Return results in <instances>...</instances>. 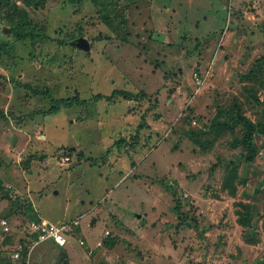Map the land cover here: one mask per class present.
I'll return each instance as SVG.
<instances>
[{"label": "rangeland", "instance_id": "374dc122", "mask_svg": "<svg viewBox=\"0 0 264 264\" xmlns=\"http://www.w3.org/2000/svg\"><path fill=\"white\" fill-rule=\"evenodd\" d=\"M20 8L43 37L15 39L0 9V48H14L0 59V225L25 231L30 217L85 214L68 237L67 264H264V133H255V161L238 163L247 183L236 197L221 189L226 165L240 157L230 135L202 136L214 140L203 147L186 135H207L216 110L239 100L247 118L264 123V0H107L101 8L48 0ZM79 37L90 52L71 45ZM256 64L262 72L244 81ZM197 72L206 79L199 91ZM116 89L145 97L97 99ZM75 97L89 102L49 112L54 100ZM240 201L251 204L248 226L238 222ZM81 239L96 248L92 256ZM61 249L45 241L30 264H61Z\"/></svg>", "mask_w": 264, "mask_h": 264}, {"label": "trees", "instance_id": "16d2710c", "mask_svg": "<svg viewBox=\"0 0 264 264\" xmlns=\"http://www.w3.org/2000/svg\"><path fill=\"white\" fill-rule=\"evenodd\" d=\"M47 1L48 0H0V9H3L7 12V14L5 15V19L11 23L12 33L15 39L20 40V41L30 39L34 43L38 39H41L43 37L42 32L35 33L34 30L30 27L31 21L29 19V13L27 10L21 9L20 4L24 3L28 6L34 5L36 8H40V7H43L47 3ZM69 1H79V0H69ZM92 1L95 3L97 7L101 8L104 5V3L106 4L107 0H92ZM113 5H116V4H113ZM106 6L107 5H105L104 7ZM0 17H2V13H0ZM40 30L45 32L44 29H40ZM13 53H14V48H12L11 46L9 47L5 43L0 48V59H2L4 55H7V57H12ZM257 70L262 72L261 66H258L256 64L254 68L248 72V74L242 77L243 80L250 82L253 79H256V77L251 76V74L255 73L259 75V72ZM262 84L263 83L261 82V85ZM26 86L30 87L34 91L35 94H43V95L49 94V90L44 91L41 88H35V87L30 86L29 84H26ZM246 90L248 91L247 98H249V100H253L257 104L259 101L257 93L250 90L249 88H246ZM141 96L142 97L140 98V96H136L133 92L126 90V89H116L113 91L111 95L99 94L97 96V99H106L108 102H112L115 99L121 98L126 101L127 100L131 101L135 99H138V100L143 99L145 97V94H141ZM88 102L89 100L87 99L81 100L77 97L54 100V104L52 108L49 109V112L56 111L60 109L61 107H68L73 104L83 105V104H87ZM241 103L242 102H240V100L239 102L233 101L232 104H230L229 106H223V107L218 108L216 110V114L210 120L211 121L209 125L210 130L207 135H204L206 133L204 132L205 130L186 132V135H190L192 139H194L197 143H200L201 147H203V143L201 144L202 141H208L211 144L214 140L225 138L226 135H230V138H228L226 143L232 149L239 150L240 157L237 158L236 162L232 161L226 165V168H225L226 172L222 180L221 189L232 197L237 196L238 188L240 185H244L247 183V180L243 176H241V174L239 173L238 163H240L241 161H245L246 163L250 164L255 161L258 155H260L258 146L254 138L255 133L256 132L264 133V123H254L249 118H247L242 113L243 108H242ZM145 126H146V114L143 115V120H142V123L140 124L141 128ZM208 135H213L214 140L212 138L201 140L202 136H208ZM139 138H140V133L134 136L135 142L136 140L138 142ZM124 141H125L124 139L121 140V142H124ZM44 158H45V155L39 157V159H44ZM30 163H31V159L28 161H23V164L25 166H28V164ZM169 188L172 189L174 187L169 186ZM3 190H4V185L0 181V191H3ZM6 194L8 195V193ZM178 206L182 207L183 205L179 204ZM237 206L242 207V209H240V212H239L240 217L238 218V222L243 226H248L252 224L253 219H252L251 204L240 201L237 203ZM30 209L32 211L33 208H30ZM29 219L32 221L41 220L38 217H36L35 219L30 217ZM182 223H184L182 227L192 226L196 229L198 228V222H195L194 226L191 225V223L187 220H183ZM63 250L65 249H61L62 252L60 255L61 264H67V261H68L67 253H65Z\"/></svg>", "mask_w": 264, "mask_h": 264}, {"label": "built area", "instance_id": "2783aa9c", "mask_svg": "<svg viewBox=\"0 0 264 264\" xmlns=\"http://www.w3.org/2000/svg\"><path fill=\"white\" fill-rule=\"evenodd\" d=\"M195 79L196 88L197 91H199L205 84L206 79L205 76L200 75L198 72L195 73ZM84 216L85 215H82L80 219H74L73 221L51 222L46 219L32 221L26 226L25 231L23 230L25 234L27 233L26 236L28 238V244L26 243L27 245H24L22 243L17 248V251L12 254V258L15 260L25 258L26 264H30V258L34 249L45 241H52L55 245L61 248L65 247L68 243V237L73 236L74 232L81 226V218ZM110 235V232L107 231L105 237L108 238ZM80 244L89 248V255L92 256L94 254V249L88 247L85 240L81 239ZM102 245L103 243L101 241L97 243L96 247H101Z\"/></svg>", "mask_w": 264, "mask_h": 264}, {"label": "crops", "instance_id": "0c3cea01", "mask_svg": "<svg viewBox=\"0 0 264 264\" xmlns=\"http://www.w3.org/2000/svg\"><path fill=\"white\" fill-rule=\"evenodd\" d=\"M44 136L46 137V135H44ZM59 222H62V221H59ZM0 228L2 230L1 231V235H4V236L0 237V264H26V262H25L26 259L25 258H23L21 260H15V259L12 258V254L17 251V248L22 243L24 245L28 244V238L26 236L27 233L25 234V232H23L22 229L18 230V229H16V227H12V226H11V231H9L10 230V226L5 225V224H1ZM8 238H10V239H8ZM12 239H13V241H12ZM10 241H12V243H10ZM47 246L41 252L40 256H41L42 260L45 257V255L43 254L44 251L46 249H48L49 247H51L50 245H47ZM11 248H12V250H11ZM64 249L65 250H63V251L65 253H67V257H68V259H70L68 251L66 250V248H64ZM93 249L95 250L96 248L94 247ZM60 252H62V251H60ZM6 254H7V256H6ZM23 255H24V253H23ZM5 258H6V260H5ZM31 258H32V255H31ZM31 258H30V263H32ZM34 262H35V260H34ZM41 262L40 263H36V264H42Z\"/></svg>", "mask_w": 264, "mask_h": 264}, {"label": "water", "instance_id": "95a60500", "mask_svg": "<svg viewBox=\"0 0 264 264\" xmlns=\"http://www.w3.org/2000/svg\"><path fill=\"white\" fill-rule=\"evenodd\" d=\"M71 45L76 47V48H78V49H80V50H86L88 52L91 51V42L85 37H79V38L73 40L71 42ZM95 222H96V220L93 221V224Z\"/></svg>", "mask_w": 264, "mask_h": 264}, {"label": "clouds", "instance_id": "9594fccd", "mask_svg": "<svg viewBox=\"0 0 264 264\" xmlns=\"http://www.w3.org/2000/svg\"><path fill=\"white\" fill-rule=\"evenodd\" d=\"M82 215H85V214H82ZM82 215H81V216H82ZM66 246H67V245H66ZM66 246H65V247H66ZM65 247H63L62 249H64ZM90 256H91V255H90Z\"/></svg>", "mask_w": 264, "mask_h": 264}]
</instances>
